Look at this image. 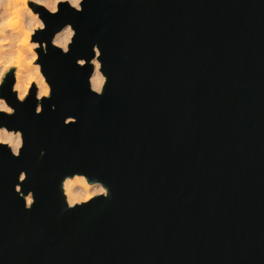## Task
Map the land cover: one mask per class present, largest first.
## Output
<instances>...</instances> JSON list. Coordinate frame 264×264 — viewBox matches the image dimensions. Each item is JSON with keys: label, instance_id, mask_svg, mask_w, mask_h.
<instances>
[{"label": "water", "instance_id": "95a60500", "mask_svg": "<svg viewBox=\"0 0 264 264\" xmlns=\"http://www.w3.org/2000/svg\"><path fill=\"white\" fill-rule=\"evenodd\" d=\"M43 18L49 41L79 34L38 61L55 86L43 114L28 99L0 118L27 141L19 158L0 147V264H264V0H87ZM94 43L99 97L76 65ZM73 171L109 197L67 209Z\"/></svg>", "mask_w": 264, "mask_h": 264}, {"label": "clouds", "instance_id": "9594fccd", "mask_svg": "<svg viewBox=\"0 0 264 264\" xmlns=\"http://www.w3.org/2000/svg\"><path fill=\"white\" fill-rule=\"evenodd\" d=\"M87 0H0V118L14 116L20 104L28 99H34L35 114L41 115L44 111L46 98L51 100L55 92L52 78L44 67L43 56L49 51V44L69 54L78 30L72 23H66L54 31L50 41L41 36L47 31V24L43 18L46 11L49 15L58 14L65 6L82 13ZM35 37V39H34ZM40 51H37V50ZM93 55L90 59L78 58L79 67L91 66L87 77L88 91L99 97L103 96L109 84V75L104 70L103 52L99 43L92 45ZM35 85V87H33ZM8 91L12 97L5 95ZM55 110L56 105H51ZM74 114L66 115L64 125L78 123ZM24 130L0 121V147L14 158L22 155L26 147ZM46 155L41 149L38 159ZM28 171L21 170L17 181L26 182ZM22 183L14 185V191L22 197L25 210H31L36 203V195L29 190L25 195L22 192ZM64 203L67 209L83 206L97 197L108 198L109 188L99 179L91 178L82 171H73L65 174L59 184Z\"/></svg>", "mask_w": 264, "mask_h": 264}, {"label": "rangeland", "instance_id": "374dc122", "mask_svg": "<svg viewBox=\"0 0 264 264\" xmlns=\"http://www.w3.org/2000/svg\"><path fill=\"white\" fill-rule=\"evenodd\" d=\"M38 51V50H37Z\"/></svg>", "mask_w": 264, "mask_h": 264}]
</instances>
